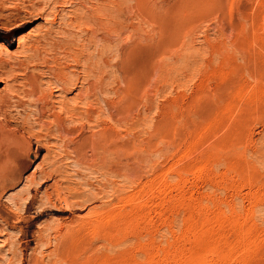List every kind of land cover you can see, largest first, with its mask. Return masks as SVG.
Wrapping results in <instances>:
<instances>
[{"label": "rangeland", "instance_id": "1", "mask_svg": "<svg viewBox=\"0 0 264 264\" xmlns=\"http://www.w3.org/2000/svg\"><path fill=\"white\" fill-rule=\"evenodd\" d=\"M0 63V264H264V0H0Z\"/></svg>", "mask_w": 264, "mask_h": 264}, {"label": "bare ground", "instance_id": "2", "mask_svg": "<svg viewBox=\"0 0 264 264\" xmlns=\"http://www.w3.org/2000/svg\"><path fill=\"white\" fill-rule=\"evenodd\" d=\"M121 50H122V49H121ZM124 51H125V50H124ZM124 51H123V52H124ZM123 52H120V53H123ZM124 54H125V53H123V54H121V55L123 56ZM123 59H124V58H123ZM123 59H121V61H123ZM120 63H121V64H120ZM0 64H1V63H0ZM119 64H120V68H119L120 70H119V71L122 73V71H125V70H123V68H124L123 65H124V64H123V62H119ZM119 64H118V65H119ZM118 67H119V66H118ZM89 71H90V70H89ZM90 72H91V71H90ZM93 73H94V72H93ZM101 73H102V72H101ZM86 74H88V73H86ZM60 75H62V74H60ZM73 75H74V74H73ZM122 75H123V73H122ZM75 76H76V75H75ZM75 76H74V77H75ZM77 76H78V75H77ZM54 77H55V76H54ZM78 77H79V76H78ZM55 78H56V77H55ZM102 78H103V77H102ZM121 78H122V77H121ZM68 79H69V78H68ZM70 79H71V78H70ZM76 79H77V78H76ZM58 80H59V79H58ZM62 80H64V79H62ZM65 80H66V78H65ZM71 80H72V79H71ZM79 80H80V79H79ZM84 80H85V79H84ZM68 81H69V80H68ZM101 81H102V80H101ZM91 82H92V81H91ZM67 83H70V81L67 82ZM89 83H90V82H89ZM92 84H93V83H92ZM95 84H96V83H95ZM95 84H94V85H95ZM68 85H69V84H68ZM85 85H87V84H85ZM89 85H90V88H91V83H90ZM83 86H84V85H83ZM87 86H88V85H87ZM87 86H86V88H87ZM96 86H97V84H96ZM96 86H95V87H96ZM62 87H63V86H62ZM84 88H85V86H84ZM90 88H89V89H90ZM64 89L66 90L65 87H64ZM92 89H94V88L92 87ZM95 89H96V88H95ZM95 89H94V90H95ZM65 90H64V92H65ZM84 90H85V89H84ZM84 90H83V92H84ZM86 90H87V89H86ZM66 91H67V90H66ZM69 91H70V90H69ZM79 91H80V90H79ZM87 91H89V90H87ZM95 91H96V90H95ZM85 92H86V91H85ZM91 92H92V91H91ZM91 92H90V93H91ZM93 92H94V91H93ZM93 92H92V93H93ZM81 93H82V89H81ZM86 93H87V92H86ZM90 93L88 92V95H89ZM94 93H95V92H94ZM88 95H87V96H88ZM84 97H85V95H84ZM89 97H90V96H89ZM89 97H88V98H89ZM91 97H92V96H91ZM92 98H93V97H92ZM80 99H81V98H80ZM73 100H74V99H73ZM90 100H91V99H90ZM93 100H94V99H93ZM83 101H84V100H83ZM87 101H88V99H87ZM105 101H107V100H105ZM88 103H89V102H88ZM90 103H91V102H90ZM99 103H100V102H99ZM69 104H70V103H69ZM107 104H108V103H107ZM62 105H63V104H62ZM71 105H72V104H71ZM48 106H49V105H48ZM60 106H61V105H60ZM64 106H65V104H64ZM68 106H69V105H68ZM61 107H63V106H61ZM69 107H70V106H69ZM69 107H68V108H69ZM71 107H72V106H71ZM112 108H113V107H112ZM63 109H65V108L63 107ZM66 109H67V108H66ZM66 109L64 110L65 112H66ZM72 110H73V109H72ZM72 110H71V111H72ZM85 110H86V109H85ZM67 112H69V111H67ZM122 113H123V112H122ZM74 114H75V113H74ZM82 114H83V113H82ZM90 114H91V112H90ZM57 115H58V114H57ZM69 115H70V114H69ZM86 115H87V114H86ZM96 115H97V114H96ZM61 116H62V115H61ZM89 117H90V115H89ZM91 117H92V116H91ZM91 117H90V118H91ZM117 117H118V116H117ZM56 118H58V119H60V120L62 119V117H61V118H60V117H56ZM70 118H71V117H70ZM70 118H69V119H70ZM122 118H123V117H122ZM63 119H64V118H63ZM73 119H74V118H73ZM119 120H120V119H119ZM121 120H122V119H121ZM65 121H66V120H65ZM61 123H62V122H61ZM63 124H64V123H63ZM153 125H154V124H153ZM66 127H67V126H66ZM64 128H65V126H64ZM72 129H73V128H72ZM75 129H76V128H75ZM101 129H102V128H101ZM68 130H69V129H68ZM64 131H65V130H64ZM71 131H72V130H70V131H68V132L71 133ZM73 131H74V130H73ZM115 131H116V130H115ZM66 132H67V131H66ZM70 133H69V134H70ZM101 133H102V132H101ZM103 133H104V132H103ZM103 133H102V137H103V135H104ZM105 133H106V132H105ZM71 134H72V133H71ZM98 134H100V133H98ZM110 134H111V133H110ZM105 135H106V134H105ZM113 135H114V134H113ZM100 137H101V135H100ZM107 137H108V136H107ZM83 138H85V137H83ZM83 138H82V141L84 140ZM98 138H99V137H98ZM80 139H81V138H80ZM89 139H90V138H89ZM108 139H109V138H108ZM108 139H107V141H108ZM110 139H113V138L110 137ZM86 140H88V139L86 138ZM105 140H106V138H105ZM84 141H85V140H84ZM102 141H104V140H102ZM109 141H110V140H109ZM77 142H78V141H77ZM91 142H92V141H91ZM97 142H98V140L96 141V143H95V142H94V143L97 144ZM99 142H100V141H99ZM104 142H105V141H104ZM111 142H114V140H113V141L111 140ZM111 142H110V145H111ZM83 143H84V142H83ZM88 143H90V142L87 141V144H88ZM92 143H93V142H92ZM94 143H93V144H94ZM76 144H77V143H76ZM78 144H79V143H78ZM93 144H92V146H93ZM98 144H99V143H98ZM105 144H106V143H105ZM108 144H109V143H108ZM120 144H121V143H120ZM72 145H73V144H72ZM74 145H75V144H74ZM80 145H81V147H82L83 145H85V143H84V144L81 143ZM80 145H79V147H80ZM89 145H90V144H89ZM113 145H116L117 148H118L119 146H120V147H123L122 144L118 146L117 144H114V143H113L112 146H110V147L112 148ZM75 146H76V145H75ZM77 146H78V145H77ZM85 146H87V145H85ZM95 146L97 147V145H95ZM95 146H94V147H95ZM100 146H101V145H100ZM104 146H105V145H104ZM104 146H103V147H104ZM106 146H107V145H106ZM106 146H105V147H106ZM81 147H80V149H81ZM98 147H99V145H98ZM105 147H104V149H105ZM110 147H108V148H110ZM120 147L118 148V150H119V149L121 150ZM73 148H74V147H73ZM75 148H76V147H75ZM87 148H88V147H87ZM100 148H101V147H100ZM108 148H107V149H108ZM111 148H110V149H111ZM117 148H116V149H117ZM0 149H1V150H0V161L4 160L3 162H4L5 164H7V161H8L9 158L5 157V154H6V153H10L11 150H10L8 147L3 146V145L0 146ZM76 150H77V149H76ZM86 150H87V149H86ZM94 150H95V149H94ZM102 150H103V148H102ZM108 150H109V149H108ZM108 150H107V151H108ZM113 150H115L114 147H113ZM82 151H83V149H82ZM100 151H101V149H100ZM107 151H106V149H105V152H104V151H101V152L106 153ZM121 151H123V150H121ZM80 152H81V150H80ZM83 152H84V151H83ZM109 152H110V150H109ZM109 152H107V153H109ZM115 152H116V150H115ZM0 174H3V173L0 172ZM70 232H71V231H70ZM114 233H115V232H114ZM118 233H119V232H118ZM64 234H65V233H64ZM58 235H59V234H58ZM105 235H106V234H105ZM120 235H121V233H120ZM60 237H61V236H60ZM106 237H107V236H106ZM117 237H118V235H117ZM125 237H126V236H125ZM114 238H115V237H114ZM120 238H121V237H120ZM69 239H70V238H69ZM123 239H124V238H123ZM135 240H136V239H135ZM57 241H58V240H57ZM67 241H68V240H67ZM115 241H116V240H115ZM60 242H61V241H60ZM61 243H62V242H61ZM116 243H117V242H116ZM67 244H68V243H67ZM70 244H71V243H70ZM58 245H59V244H58ZM64 245H65V243H64ZM75 246H76V245H75ZM62 248H64V247H61L60 249H58L57 254L55 253L56 256H58V258H59L58 260H59V261L62 260V262H66L67 264H76L77 262L75 263V262H73L74 260H72L73 257H74V255H73L71 258H70V256H68V255H70L69 253H71V252H69V253L67 254L66 250H67L68 248H64V249H62ZM53 249H54V248H53ZM65 249H66V250H65ZM54 251H55V250H54ZM67 251H68V250H67ZM75 252H76V251H75ZM48 253H49V252H48ZM52 254H53V253H52ZM75 255H76V253H75ZM44 256H45V255H44ZM52 256H53V255H52ZM46 257H47V256H46ZM39 258H40V257H39ZM75 258H77V257H75ZM56 259H57V258H56ZM51 260H52V258H51ZM42 261H43V260H42ZM53 261H55V260H53ZM53 261H51L50 263H52ZM75 261H76V260H75ZM45 262H46V261H45ZM46 263H47V262H46ZM35 264H36V263H35ZM53 264H60V263L55 261V263H53ZM61 264H62V263H61ZM64 264H65V263H64ZM77 264H78V263H77Z\"/></svg>", "mask_w": 264, "mask_h": 264}]
</instances>
